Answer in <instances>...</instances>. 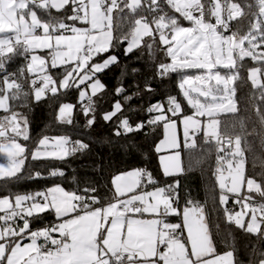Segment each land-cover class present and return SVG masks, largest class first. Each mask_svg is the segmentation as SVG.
I'll list each match as a JSON object with an SVG mask.
<instances>
[{"label": "snow or ice", "instance_id": "snow-or-ice-1", "mask_svg": "<svg viewBox=\"0 0 264 264\" xmlns=\"http://www.w3.org/2000/svg\"><path fill=\"white\" fill-rule=\"evenodd\" d=\"M245 8L249 10L247 14ZM53 9L62 15L53 16ZM37 10L47 19H41ZM141 11L145 14L139 15ZM114 12L132 25L120 38L114 36ZM246 15L252 18L247 30L243 34L240 28L233 30L232 22ZM182 21L190 26H184ZM144 37L151 38L152 42L143 44ZM125 41L126 56L143 45L154 59V44L158 41L164 46L157 50L164 51L170 63L156 64V75L165 78L178 74V88L184 102L194 111L185 114L182 101L169 95L166 103L157 102L148 107L147 112L155 115L146 122L130 123L123 115L124 106L120 101L101 118L105 122H112L114 118L119 121L113 132L117 137L163 124L167 142L178 148V129L182 124L184 147L189 150L196 147L198 133H203L207 144L215 141L213 174L221 190L220 203L227 204V193H232L238 203L243 201L241 207L246 210L233 214L225 208L227 220L264 240L261 227L264 183L246 174L245 155L246 151H255L254 142L247 139L250 135L260 137L259 149L264 152V113L256 109L261 132L253 129L248 133L241 121L244 135L234 137L220 132L221 122L217 118L221 113L237 112L234 100L237 58L264 62V0H254L244 6L234 0H223V3L221 0H0V73H5L0 79V110L5 113L0 116V154L6 158L5 163H0V181L4 182L0 183V191L8 192L0 195V212L4 213L0 215L3 222L0 223V264H241L233 251H217L199 204L188 200L181 211L178 181L174 185L157 186L146 170L116 176L110 197H101L95 187L68 192L59 185L34 194L11 193L10 184L24 178L21 173L29 156L32 161L63 162L77 152L89 150L90 146L80 140L71 141L67 136H45L29 151L20 142L31 139L28 119L12 111L9 100L31 94L39 102L46 92L56 95L59 89L76 88L79 100H87L80 111L86 118L85 127L91 128L97 122L93 98L106 88L97 74L120 64L116 55L105 58L103 54ZM37 49L49 50L50 60L34 54ZM15 57L28 61L26 67L18 69L19 76L26 80L25 71L32 74L37 67L47 73L49 65L52 69L65 66L64 72L59 81L50 74L42 75L39 78L42 86L31 79V92H28L18 82L16 73H7V64ZM125 69L126 66L121 69L122 75ZM189 70H195V74H189ZM261 71L259 67L250 69L249 79L254 87L262 89L261 100H264ZM145 85L146 91H154L148 81ZM125 91L122 86L116 89L119 95ZM138 95L137 85V92L124 96V101ZM75 107L63 104L58 121L73 124ZM200 118H206V123ZM232 127L235 129L236 125ZM167 159L168 163L161 159L165 176L184 171L179 152ZM41 175L39 171L30 172L28 178H41ZM49 175L62 177L64 172L53 168ZM148 186L154 190H146ZM245 188L247 195L241 196ZM253 193L261 197L259 203L253 200ZM45 212L54 213L57 222L32 230L33 220ZM146 213L154 218H143ZM170 215L182 217V224L168 222ZM16 218L23 220L22 226L15 224ZM57 233L58 237L54 235ZM41 238L43 242L38 243ZM24 239L30 243L24 244ZM249 264H264V252L253 249Z\"/></svg>", "mask_w": 264, "mask_h": 264}, {"label": "trees", "instance_id": "trees-1", "mask_svg": "<svg viewBox=\"0 0 264 264\" xmlns=\"http://www.w3.org/2000/svg\"><path fill=\"white\" fill-rule=\"evenodd\" d=\"M223 3V0H221ZM244 6L246 3H253L254 0H234ZM255 10V9H253ZM40 11V10H39ZM170 11V10H169ZM248 13V9H244ZM141 11L139 15H144ZM40 15L47 19V16L40 11ZM53 16H60L55 9L52 10ZM179 15V14H177ZM114 36L120 38L130 31V21H122L120 14L113 13ZM151 18V17H149ZM252 18L245 16L242 19L232 22L233 30L241 29V34L247 30L249 21ZM70 23V22H69ZM184 26H190L187 21H182ZM151 38L144 37L143 44L151 43ZM127 41L116 44L110 49V53L103 54L106 58L109 54L116 55L119 65H113L110 69L97 76L106 86L102 93H98L95 100L96 123L91 128L85 127L86 118L80 111L86 99L79 100V91L76 88L59 89L56 95L46 92L45 97L37 102L33 95L27 98L21 96L18 100H9L12 111L22 113L29 122V141L20 140L27 146L29 151L36 147L39 139L47 136H67L70 140H80L89 144V150L77 152L61 161H32L30 156L26 160L25 169L21 173L24 177L18 182L10 184V191L14 194L32 193L42 191L52 187L55 184H61L69 191H79L85 187H95L101 197H110L114 192L112 180L115 175L127 172L132 169H142L150 172L156 181L157 186L174 185L179 182V208L185 206L186 201L191 200L199 204L205 213L209 232L219 253L233 251L234 256L241 264H249V259L253 249L264 252V240L259 236L249 234L243 229L237 227L234 222L227 220L224 209L230 211V207L237 209L233 197L229 199L226 205L221 204L219 200L220 189L216 177L213 174L215 170L216 152L215 143L207 144L204 142L203 133L196 135V147L189 150L182 149V164L184 171L179 175L165 176L157 151L158 143L164 136L163 124L154 127H145L139 133H131L117 137L113 134L115 124L119 121L114 118L112 122H105L101 117L105 112L112 111L115 102L120 101L124 106V116H127L133 125L144 121L146 122L155 113L149 114L147 109L150 105L157 102L166 103L169 95L176 96L182 101L185 114H192L193 109L189 108L178 88L180 76L176 73L168 77L160 78L156 75V64L169 62L164 51H159L164 46L157 41L153 46L155 57L153 59L150 51L143 45L136 49L134 53L125 55L124 49ZM247 46V45H245ZM99 60V58H97ZM155 60V63H154ZM26 61L23 57H15L7 64V73H16L19 83L24 85L25 91L31 92L30 80L36 79V75L25 71V77L21 78L18 69L26 67ZM126 66L125 74H121V69ZM257 66L264 72V62H256L246 57L242 61L237 58V66L234 72L238 73V79L234 82L236 89L234 100L236 102L237 112L222 113L219 116L220 132L222 134L244 135L240 128V122L243 121L248 133L261 132L259 118L256 109L259 108L264 113V100H261L262 89L254 87L249 79V70ZM65 66L51 69L50 73L54 79L59 81ZM136 69V72H133ZM223 72V70H222ZM189 74H195V70H189ZM0 73V79L4 76ZM38 81V80H37ZM154 91L145 90V82ZM139 86L140 95L133 96L130 101L125 102L124 96L132 95L137 92ZM123 87L126 91L123 95L116 93L118 87ZM83 90V86H81ZM90 93V90L87 89ZM70 103L75 105L73 111V124H65L58 121L57 116L59 108ZM27 104L28 107L22 105ZM5 113L0 111V116ZM170 115V114H169ZM236 128L233 129L232 125ZM11 135V133H9ZM248 141L254 142L255 151L245 152L247 157L246 170L247 175L255 178L258 182L264 183V152L259 149L260 137L248 136ZM247 148V144L243 145ZM211 149V150H210ZM210 150V151H209ZM207 153L206 156L202 154ZM199 161V162H198ZM60 169L64 176H50L51 169ZM39 171L41 178L29 179L28 174ZM0 183H4L0 181ZM153 188L148 186L146 190ZM7 191H0V195H7ZM82 194V192H79ZM254 201L260 202L261 197L253 193ZM236 206V207H235ZM171 220L178 221V216H171ZM57 222V218L52 212H45L39 215V218L31 223L32 230L50 226ZM264 229V224L261 225Z\"/></svg>", "mask_w": 264, "mask_h": 264}, {"label": "rangeland", "instance_id": "rangeland-1", "mask_svg": "<svg viewBox=\"0 0 264 264\" xmlns=\"http://www.w3.org/2000/svg\"><path fill=\"white\" fill-rule=\"evenodd\" d=\"M38 11V15L41 17V19H44L41 15H40V11L39 10H37ZM77 26H79V25H77ZM48 51L49 50H43V51H41V50H39V49H37L36 51H35V53L34 54H36V55H39V56H42V57H45V58H48L49 60H50V57H48ZM107 58V57H106ZM59 67H61V66H59ZM257 66H253L252 68H256ZM251 68V69H252ZM52 68L50 67V65H49V67H48V72L47 73H44V72H41L40 70H39V67H37V69H36V71L34 72V73H32V74H34V75H36V78H37V80L40 82V77L42 76V75H44V74H50L51 75V73H50V70H51ZM56 80V79H55ZM251 80V79H250ZM260 80H261V83H264V72H262L261 71V74H260ZM90 90V89H89ZM0 111H2V110H0ZM226 113V112H225ZM222 114V113H221ZM220 114V115H221ZM219 115V116H220ZM219 116L217 117L218 119H219ZM182 118V117H181ZM201 120H203L205 123H206V118H200ZM60 136V135H59ZM59 136H50L49 138H55V137H59ZM6 162V158L3 156V154H0V163H5ZM217 184H218V182H217ZM56 185H59V186H61V187H63L61 184H55V185H53V186H56ZM52 186V187H53ZM161 187H163V186H161ZM218 187H219V185H218ZM64 188V187H63ZM65 189V188H64ZM220 189V188H219ZM66 191H68V192H72V191H69V190H67V189H65ZM152 190H154V187L153 188H151V189H149L148 191H152ZM220 193H221V190H220ZM24 194H32V193H24ZM227 195L229 196V199L231 198V197H233V201H234V203L235 204H237L236 206H237V209L235 210V212L234 213H237V212H243V211H246L245 209H243L242 207H241V203L243 202V201H241L240 203H238L237 202V197H236V195L235 194H232V193H227ZM241 196H244V195H247V190H246V188L245 189H242V191H241V194H240ZM229 199H228V201H229ZM254 200V199H253ZM224 205H226V204H224ZM235 206V207H236ZM230 213H232V212H230ZM233 213V214H234ZM4 213L3 212H0V215H3ZM258 216H259V214H257ZM171 216H173V215H170L168 218H167V220H168V222H170V223H177V222H179V221H174V220H171ZM249 216H250V213H249V215H246L245 217H244V219H245V221H247L248 219H249ZM152 218H154V217H152ZM22 222V223H21ZM0 223H3L2 221H0ZM9 223H12V222H9ZM15 224H18V225H20V226H22L23 225V220H20L19 218H16V220H15ZM54 235H56L57 237H58V233L57 234H54ZM41 240H42V242H43V238H41L40 240H38V243H42L41 242ZM26 242V243H24V244H27V243H29L30 242V240L29 239H24L23 240V242ZM190 247V246H189Z\"/></svg>", "mask_w": 264, "mask_h": 264}, {"label": "crops", "instance_id": "crops-1", "mask_svg": "<svg viewBox=\"0 0 264 264\" xmlns=\"http://www.w3.org/2000/svg\"><path fill=\"white\" fill-rule=\"evenodd\" d=\"M182 119V118H181ZM164 128V127H163ZM178 137H179V143H180V147H178V148H173V147H171L170 145H169V143L167 142V140H166V133H165V130H164V136H163V138H162V140L158 143V146H157V149L159 148V154H160V156H159V159H160V164H161V167H162V171H163V164L161 163V159L162 158H164V160H165V162L166 163H168L169 161H168V157H171V156H173V155H175L177 152H179L180 153V160H179V163H180V165H181V167L183 168V164H182V149L184 148V143H183V140H184V138H183V125L182 124H180L179 125V129H178ZM134 170H136V169H132V170H129V171H127V172H123V173H119V174H117V175H115V177L116 176H118V175H122V174H125V173H128V172H131V171H134ZM182 172H177L175 175H179V174H181ZM114 177V178H115ZM113 178V179H114ZM113 188H114V185H113ZM137 191H139V190H137ZM185 206H183L182 208H181V211H182V209L184 208ZM189 207H191V206H189ZM204 212V211H203ZM204 217H205V213H204ZM143 218H152V216H150V214H144V217ZM179 222H177V223H180V224H182V217H179V220H178ZM205 222H206V224H207V221H206V217H205ZM22 223V222H21ZM208 226V225H207ZM184 235H185V239H186V236H187V233H186V230L184 231ZM41 242H42V240H41ZM23 243H26L25 241L23 242ZM30 243V242H29Z\"/></svg>", "mask_w": 264, "mask_h": 264}, {"label": "built area", "instance_id": "built-area-1", "mask_svg": "<svg viewBox=\"0 0 264 264\" xmlns=\"http://www.w3.org/2000/svg\"><path fill=\"white\" fill-rule=\"evenodd\" d=\"M202 2H203V0H202ZM39 31V30H38ZM28 63V61H26V64ZM5 74V73H4ZM37 86H42V84L39 82V81H37ZM85 103H87V100L85 101ZM84 103V104H85ZM199 134V133H198ZM71 141H74V140H71ZM212 143H215V141H212ZM39 199V198H38ZM255 202H257V203H259L258 201H255ZM188 206H191V205H188ZM230 211L232 212V213H234L235 212V208L234 207H230ZM184 237H185V235H184Z\"/></svg>", "mask_w": 264, "mask_h": 264}, {"label": "water", "instance_id": "water-1", "mask_svg": "<svg viewBox=\"0 0 264 264\" xmlns=\"http://www.w3.org/2000/svg\"><path fill=\"white\" fill-rule=\"evenodd\" d=\"M246 58V57H245Z\"/></svg>", "mask_w": 264, "mask_h": 264}]
</instances>
